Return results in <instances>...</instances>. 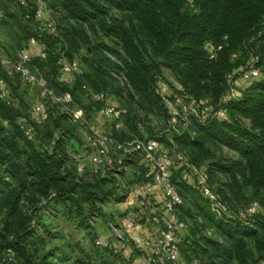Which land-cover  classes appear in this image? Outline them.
<instances>
[{
    "label": "rangeland",
    "instance_id": "obj_1",
    "mask_svg": "<svg viewBox=\"0 0 264 264\" xmlns=\"http://www.w3.org/2000/svg\"><path fill=\"white\" fill-rule=\"evenodd\" d=\"M27 6L36 8L32 20L26 19L28 16ZM185 8L192 9L191 0ZM108 9V17L120 16L114 6H110ZM100 25V20L84 22L74 18L65 9L61 0H0V99L10 103L20 114L15 120V125L20 132V139L17 138L16 141L18 147L14 152H9L0 143V182H6L4 186L0 185L1 198L6 196L7 199L9 193L13 192V198H18L21 203L27 202L29 197L38 196L37 189L32 185L33 183H30L28 177H25L26 174L22 170L20 153L30 148L26 145V141L33 142L32 148L36 153L47 152L50 154L53 146L51 139L54 140L58 137L60 131L54 124V118L46 115L49 105H60V111L68 113L73 121L84 119L81 109L88 106L87 98L94 103H100L101 106L96 115H99L105 103L113 106L118 114L116 122L120 124V129L116 131L121 130V132L117 136H114L113 132L110 134L114 142L119 144L129 143L139 137V140L143 141L153 140V134H164L169 130V120L166 118L163 109L148 107V103L137 93L132 78L128 76L126 71L128 59L122 49L117 47L114 38L103 36ZM226 40L223 38L222 42L218 44L210 41L204 43L203 51L211 66L218 60L221 51L228 46ZM58 41L64 44L68 51L66 57L61 56L60 53L59 60L65 63L76 62L81 70L79 75H64L59 68L57 80L62 86L72 89L76 84L77 77L81 76L84 71L90 70L92 64H94L93 68H98V78L95 80L97 83L83 84L82 89L80 87V90L76 92V100L73 101L72 105V99L69 103L62 100L68 94L61 93L59 89L56 90L57 94H62V96L55 95L52 91L55 100H58L42 98L39 86L29 83L17 69L23 64L30 76L42 79L46 83L37 71L34 72L30 68L29 63L35 59H45L48 43H58ZM87 42L92 46L100 43L105 48H115L118 55L110 54L107 50L100 55H87L89 50L88 46L85 45ZM147 49L150 51V47L147 46ZM148 54L150 55V52ZM250 58L251 55L247 51H240L228 56V64L231 70L225 76L227 79L231 75L237 78L234 84L236 87L232 86V88H236L238 91H244L248 86L245 81L240 80L239 74L245 70L248 64L252 63L253 60L250 61ZM24 59H26L25 62H23ZM42 69L47 76L50 71L49 66L44 64ZM222 72V69L218 71L215 67L210 71V74L214 76L207 80L205 90H200L201 98H203L201 103L210 106V101L218 98L220 93L217 94V92L220 89L219 91L216 90L213 82L216 75ZM161 76L160 79L168 86L169 93L166 95L167 97H163L162 103L160 102L159 105L167 107V102H169L174 111H177L179 107L175 106L174 89L172 91V88L182 91L181 80L167 68L161 69ZM259 78L261 82H264V67L259 71ZM10 92L13 93V97H11ZM228 92H230L229 88L221 97L219 96V100L223 99ZM100 96L103 97L104 102L98 100ZM181 104L188 106L185 102ZM40 105H45L44 114H37L35 111ZM53 107H50V111ZM188 116L191 115H187L185 120L180 116L176 124L170 123V125L176 131L179 127L191 126L190 135L178 142H174L168 135L166 141L161 143L163 149L172 156H186L197 169L204 171L209 186L229 207L233 218L242 222L255 212H258L260 218L261 216L264 218V210H260L259 201L253 197L252 188L246 185L250 165L249 160H247L248 156L244 155L242 149L235 147L225 137V129L220 131L215 130V128L206 131L200 130L195 127L192 121L193 117ZM135 118H138L139 122L141 121L139 123V135L134 134L129 128L131 121ZM226 120L228 123L233 122L251 129L250 119L242 116L240 112L228 113ZM84 122L86 124L78 126L76 132L71 133L72 138L63 139V143L66 150L67 165L76 167L78 176L83 182L92 183L95 180L85 172L87 163L79 155L85 150L87 128L103 129L102 125L104 127L109 126L110 122L101 118L100 115L93 120ZM113 124L111 123L112 127ZM0 126L6 132L10 130V124L1 118ZM34 128L42 134V142H35L36 132H34ZM29 130L31 135L27 133ZM113 130H115L114 127ZM2 136L3 133L0 134V139ZM121 156L122 153L120 155L119 152L112 151L106 166L100 173H104L105 169L114 170L117 173ZM123 174L121 176L113 174V176L120 183L119 194L124 196V200L131 194L142 197L138 187L144 184H154L151 180L153 175L151 166L144 162L139 155L134 159V166L127 167ZM139 179L145 180V182L139 184L137 183ZM177 182L182 204L176 208L175 217L185 225L184 232L178 238L180 258L183 264H264V256L260 254V246L258 245L259 241H264V223L247 226L245 231H241L243 228L240 227L227 228L209 212L201 196L192 189L187 181L182 179L181 175L177 177ZM155 192L156 195L161 196V189L158 188ZM102 209L105 217L103 220L91 221V233H87L83 228L75 229L62 219L51 221L52 225L49 226L48 230L52 237L43 238L48 247L53 248L60 257L55 264H97V261L94 262L93 260L90 263L89 259H93L95 255L94 247L97 238L102 237V235L105 236V234L107 235L108 246L114 251L112 254L104 253V258H102L104 264H132V258L136 261L135 264H147V256L150 254L148 250L128 247L126 242L121 244L118 242L120 240L116 238L122 237L124 239L127 236L120 226V219L127 214V211L114 213L108 204H104ZM139 209L147 213L143 207L136 208V211ZM16 210V218H12L11 222L13 226H17L19 221L23 219V206L22 209L18 206ZM4 217L2 210L0 211V264H12L14 258L17 259L18 257L14 250H10L12 230L10 227H5ZM254 232L255 234L252 236ZM255 236L258 238L257 240H255ZM117 245L118 247H114ZM115 251L119 252L114 253Z\"/></svg>",
    "mask_w": 264,
    "mask_h": 264
},
{
    "label": "trees",
    "instance_id": "obj_2",
    "mask_svg": "<svg viewBox=\"0 0 264 264\" xmlns=\"http://www.w3.org/2000/svg\"><path fill=\"white\" fill-rule=\"evenodd\" d=\"M61 1L71 16L78 20L84 22L100 20V30L103 36L116 40L117 47L122 49L128 59L126 71L132 78L137 93L148 103V107L163 109L169 120L167 134L152 135V139L159 144L165 142L168 135L174 142H178L189 136L191 132V126L179 127L177 131L172 129L170 125L172 114L168 107L163 104V106L159 105L160 102L162 103L163 97L156 92L157 80L162 77V68L173 71L180 78L183 89L178 91L173 87V96L182 99L188 97L198 105L196 114L188 116L193 117L192 121L195 127L204 131L213 128L217 131L225 129V137L235 147L242 149L244 155L248 156L247 160L250 165L246 185L252 188L253 197L259 201L260 210H264V82H261L259 77L252 78L245 81L248 84L246 90L238 91L236 88H232V86L236 87L234 84L237 78L231 75L227 79L225 76L231 70L228 56L240 51H247L251 55L250 61L253 60L245 70L252 65L258 71L264 67V0H191L192 9L185 8L189 0ZM110 6L115 7L119 17H108ZM27 7L28 16L26 19L32 20L36 8L34 6ZM223 38L227 39L228 46L221 51L218 60L211 66L203 51L204 43L210 41L218 44L222 42ZM85 45L88 46L87 55L90 56L100 55L106 50L110 54L118 55L115 48H105L100 43L92 46L87 42ZM147 46L150 47V51ZM147 51L150 52V55ZM60 53L61 56H67L66 46L59 41L58 43L50 42L45 50V59L30 61L29 66L45 79L47 87L55 95H58L57 89L63 94L67 93L72 99V105L76 100V92L80 90V87L82 89L83 84L97 83L95 80L98 78V68H93L94 64H92L90 70L84 71L81 76L77 77L76 84L72 89L66 88L57 80ZM44 64H47L50 69L47 76L42 69ZM214 67L218 71L223 70L222 73L216 75L213 82L216 90L220 89L217 94L220 93L221 97L229 88L234 91L235 98L225 104L221 102L222 99L219 100V96L216 100L210 101L211 104L208 107L211 112L208 118L203 120L202 109L199 105L203 99L200 90H205L207 80L214 76L210 74ZM240 76L241 73L239 78H241ZM240 80L242 81V79ZM10 93L13 97V93ZM58 96H62V94ZM240 97L241 99H239ZM87 100L89 101L88 106L81 109L84 117L81 121H73L68 113L61 112L60 105L47 107V117L54 118V124L60 131L58 137L54 140L51 139L53 146L50 154L47 152L36 153L32 148L33 142L25 141L30 148L20 153L22 170L26 174L25 177H28L30 183H33L32 185L37 189L38 196L29 197L27 202L21 203L18 198H13V192L9 193L7 199L6 196L4 198L0 196V211H4L5 227H10L12 230L10 250H14L18 257L14 258L12 264H55L60 257L53 248L48 247L43 238L52 237L48 230L52 225L51 221L62 219L75 229L83 228L87 233H91V221L103 220L105 217L102 209L104 204L112 200L124 202V196L119 194L120 183L113 176V174L124 175L123 171L116 173L114 170L105 169L104 173L90 175L89 177L95 180L90 183L81 180L75 166L67 165L63 139L72 138L71 133L76 132L78 126L85 125L84 121L93 120L101 106L98 102L94 103L88 98ZM51 106L54 107L50 111ZM219 109L226 112V118L230 112H240L242 116L250 119L251 129L233 122L228 123L226 118L220 120L213 117V113ZM19 115L14 106L0 99V118L10 124V130L7 132L0 126V134L3 133L0 143L9 152H14L18 147L16 141L17 138L20 139V132L15 125V120ZM61 123L63 124L61 125ZM139 123L141 121L139 122V119L135 118L129 125L134 134H140ZM34 132H36L35 142H42V134L35 128ZM112 132L114 136H117L121 130H112ZM137 156V153L130 156L122 154L120 165L133 167L134 159ZM178 176H180V172L174 169L171 173V182L181 198L177 182ZM143 182L145 180L139 179L137 183L143 184ZM4 183L6 182L2 181L0 185L4 186ZM192 189L201 196L197 190ZM201 198L209 212L227 228L240 227L243 228L241 231H245L247 226L264 223V218L262 216L260 218L258 212L248 216L242 222L233 218L231 211L230 215L216 216L211 211L207 200L202 196ZM142 199L145 203L142 207L147 213L135 209L134 215H130L132 220L138 221L141 225L145 223L147 214H162L160 201L153 199L152 196ZM181 204L177 207H180ZM16 205L21 209L23 206L24 213L22 214L23 219L19 221L18 225L13 226L11 222L12 218H16L15 212L18 207ZM254 234L255 232L252 236ZM254 238L258 239L256 236ZM259 242L260 254L264 256V241ZM94 249L95 255L93 259H89V262L91 263L93 260L97 261V264H104L102 258H104L105 252L112 254L114 251L110 246L98 247L95 245Z\"/></svg>",
    "mask_w": 264,
    "mask_h": 264
},
{
    "label": "built area",
    "instance_id": "obj_3",
    "mask_svg": "<svg viewBox=\"0 0 264 264\" xmlns=\"http://www.w3.org/2000/svg\"><path fill=\"white\" fill-rule=\"evenodd\" d=\"M33 43V41H32ZM26 59L23 60L25 62ZM253 62V61H252ZM60 72L64 75H79L81 70L78 63H65L60 61ZM18 71L21 76L29 83L36 84L41 89L42 98H51L55 100L52 90H49L46 83L42 79H37L34 76H30L25 67L19 66ZM259 71L253 68V65L241 72V79L248 81L252 78H258ZM230 78V77H229ZM156 92L161 97H166L169 93L168 86L164 81L159 79L157 81ZM235 98V93L232 89L222 99V103L225 104L229 100ZM175 106L179 109L174 111L173 106L167 102L172 119L171 123L174 125L180 116L186 119L187 115H194L198 109V105L190 98L186 97L182 99L178 96H173ZM64 102H71L69 95H65L62 99ZM99 101H103V97H98ZM185 102L188 106L181 104ZM202 109L203 120L208 118L210 108L203 103L199 104ZM173 109V110H172ZM37 114L45 113V105H40L35 109ZM99 115L105 120H109V126L103 129L87 128L88 133L85 138V150L79 155L85 159L87 165L85 166V172L90 175L100 173L106 166L109 156L112 151H117L123 154V156H130L133 153H137L143 158V161L149 164L153 170L152 181L154 184H144L138 187V191L142 193L143 198L153 197L162 204V214H147L145 223L139 225L138 221L132 220L129 212L120 219L121 228L128 231H136L138 228H145L151 235L148 237L141 235H130L123 239L122 237H116L118 242L123 244L126 242L128 247H134L139 250H148L150 254L147 256V264H183L180 258L179 248V236L184 232L185 225L176 219L175 210L177 206L181 204V198L177 193L175 186L171 182V173L174 169L180 172L183 180L187 181L189 185L197 190L201 196L207 200L211 211L217 216H227L231 212L226 204H224L215 191L208 184V178L204 171L197 169L190 160L184 156H172L168 151L164 150L161 144L154 140L143 141L133 140L129 143L119 144L114 142L111 132L113 127L115 130L120 129V124L116 122L118 114L113 106L105 103V106L100 110ZM79 117V114H77ZM213 117L217 119H225L226 112L223 109H219L213 113ZM113 121V122H111ZM111 123H114L113 127ZM27 132V131H26ZM31 135L30 130L27 132ZM83 147V148H84ZM87 156V157H85ZM87 159V160H86ZM120 165V163L118 164ZM126 166H118L117 172L125 171ZM161 189V196H156L154 189ZM145 195V196H144ZM154 195V196H153ZM126 205V201L124 202ZM145 204V203H144ZM128 205V204H127ZM148 205V204H146ZM95 245L98 247H108V244L104 242L102 237H98ZM126 246H124L125 248ZM127 248V247H126ZM122 249V248H120ZM119 251H115L117 253Z\"/></svg>",
    "mask_w": 264,
    "mask_h": 264
},
{
    "label": "crops",
    "instance_id": "obj_4",
    "mask_svg": "<svg viewBox=\"0 0 264 264\" xmlns=\"http://www.w3.org/2000/svg\"><path fill=\"white\" fill-rule=\"evenodd\" d=\"M97 117H99L98 114L95 116V118H97ZM156 189H158V188L156 187L154 189V192H155ZM155 194H157V193L155 192ZM136 195L137 194H131L126 200H124V202L125 201L127 202L126 205H125L124 202H115L113 200L111 202L107 203V204L111 207V209H112V211L114 213L117 212V211H124V212L127 211V212H129V215H134L135 209L138 208V207L139 208L142 207L143 204H144V201H143L142 197L136 196ZM156 196H158V195H156ZM130 209H132L131 210L132 212L130 211ZM120 226H121V221H120ZM124 232L126 234H130V235H141V236L143 235L145 237H148L149 235H151L149 233V231L146 230L145 228H138L135 232L134 231H128V232L124 231ZM106 237H107L106 234H105V236L102 235V238L104 239V242H106V240H107ZM114 247H118V245L114 246ZM131 263L135 264L136 261H134V259L132 258Z\"/></svg>",
    "mask_w": 264,
    "mask_h": 264
}]
</instances>
